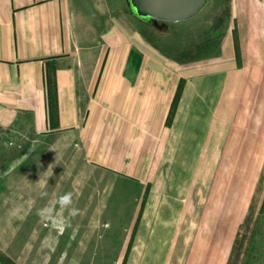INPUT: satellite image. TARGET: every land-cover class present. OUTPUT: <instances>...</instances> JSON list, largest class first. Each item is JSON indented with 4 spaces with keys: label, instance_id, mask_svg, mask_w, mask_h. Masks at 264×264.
<instances>
[{
    "label": "crops",
    "instance_id": "obj_1",
    "mask_svg": "<svg viewBox=\"0 0 264 264\" xmlns=\"http://www.w3.org/2000/svg\"><path fill=\"white\" fill-rule=\"evenodd\" d=\"M229 6L221 40L186 61L157 43L172 30L160 33L107 0H0V126L36 145L51 139V150L76 151L83 166L125 179L144 180L150 166L163 167L164 205L137 207L136 221L112 235L121 240L116 264L228 262L235 229L220 237L212 207L197 198L204 169L213 168L211 192L220 166L233 182L236 167L246 181L252 167L264 176V0ZM22 197H6L8 206ZM5 216L4 231L22 230ZM58 230L47 241L51 260L90 254L85 241L74 249L66 238L61 246ZM39 234L33 250L25 245L34 264L45 263ZM98 236V254L85 261L106 262L100 239L107 235ZM11 247L10 237L0 241L9 256Z\"/></svg>",
    "mask_w": 264,
    "mask_h": 264
},
{
    "label": "rangeland",
    "instance_id": "obj_2",
    "mask_svg": "<svg viewBox=\"0 0 264 264\" xmlns=\"http://www.w3.org/2000/svg\"><path fill=\"white\" fill-rule=\"evenodd\" d=\"M229 4L230 0H210L190 21L170 22L171 39L157 41L160 49L171 57L193 60L198 47L226 33L231 17ZM107 5L117 12L121 9L124 16L129 15L126 0H107ZM37 142L38 145L33 136H19L0 126V241L6 237L12 240L14 254L11 258L17 264L19 258L26 259V264H34L35 255L27 254L25 245H32L33 250L34 238L41 232L44 264H116L114 259L121 240L116 242L112 235L125 233L118 228L136 221L137 207L164 205L162 193L167 184L163 181V167L150 166L144 180L135 181L93 166H83L76 151L51 150L54 143L51 139L42 138ZM254 169L251 168L246 181L243 168L236 167L233 182L232 173L220 166V183L211 192L213 168H205L202 187L197 189V198L201 197L203 206L212 207L213 221L218 219L220 237L225 235V227L235 229L227 264H264V176L259 179ZM18 193L23 197L8 206L6 197ZM68 193L72 203L62 211L58 200ZM211 195L216 197L210 198ZM20 207L29 209L30 213L8 215L10 208L17 212ZM48 207L53 209L54 216L62 211L66 224L56 225L54 220L39 214ZM72 209L74 215H70ZM4 214L6 219L19 221L22 230L4 231L1 225ZM52 229H59L58 234L63 235L61 246L66 238L74 249H79L85 241L90 254L82 257L78 253L63 263L57 262V258L51 260L47 241L56 233ZM105 233L107 236L100 240L106 246V262L85 261L98 254V235Z\"/></svg>",
    "mask_w": 264,
    "mask_h": 264
},
{
    "label": "water",
    "instance_id": "obj_3",
    "mask_svg": "<svg viewBox=\"0 0 264 264\" xmlns=\"http://www.w3.org/2000/svg\"><path fill=\"white\" fill-rule=\"evenodd\" d=\"M210 0H126L130 14L138 21L168 33L170 22L194 18Z\"/></svg>",
    "mask_w": 264,
    "mask_h": 264
},
{
    "label": "clouds",
    "instance_id": "obj_4",
    "mask_svg": "<svg viewBox=\"0 0 264 264\" xmlns=\"http://www.w3.org/2000/svg\"><path fill=\"white\" fill-rule=\"evenodd\" d=\"M58 203L61 206V210L63 211V209H67L69 208V206L72 203V199H71V194H65L63 196H61L58 200ZM62 211L61 213H57L55 216L53 215V209L51 207L45 208V209H41L40 210V215H42L45 218L48 219H52L55 221L56 225H65L66 224V220L62 215ZM75 214V210L72 209L70 211V215H74Z\"/></svg>",
    "mask_w": 264,
    "mask_h": 264
},
{
    "label": "trees",
    "instance_id": "obj_5",
    "mask_svg": "<svg viewBox=\"0 0 264 264\" xmlns=\"http://www.w3.org/2000/svg\"><path fill=\"white\" fill-rule=\"evenodd\" d=\"M175 102H176V99H174V102H173V104H172V110H173V105H175ZM172 110L170 111V115H171ZM262 208L264 209V204H263V207H262ZM1 263H2V264H17V263L15 262V260H13V259L11 258V256L5 254L4 252H2V251L0 250V264H1Z\"/></svg>",
    "mask_w": 264,
    "mask_h": 264
}]
</instances>
